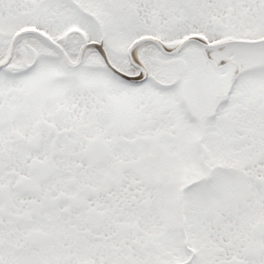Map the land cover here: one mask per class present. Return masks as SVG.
I'll use <instances>...</instances> for the list:
<instances>
[{
  "label": "snow or ice",
  "instance_id": "1",
  "mask_svg": "<svg viewBox=\"0 0 264 264\" xmlns=\"http://www.w3.org/2000/svg\"><path fill=\"white\" fill-rule=\"evenodd\" d=\"M0 264H264V0H0Z\"/></svg>",
  "mask_w": 264,
  "mask_h": 264
}]
</instances>
